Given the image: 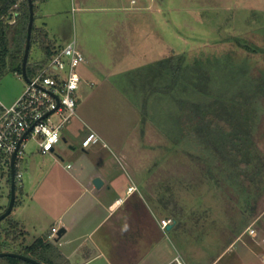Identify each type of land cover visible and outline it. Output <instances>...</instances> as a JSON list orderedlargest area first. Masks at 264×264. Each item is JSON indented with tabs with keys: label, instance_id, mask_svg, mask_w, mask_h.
<instances>
[{
	"label": "rangeland",
	"instance_id": "obj_1",
	"mask_svg": "<svg viewBox=\"0 0 264 264\" xmlns=\"http://www.w3.org/2000/svg\"><path fill=\"white\" fill-rule=\"evenodd\" d=\"M61 30L74 33L66 46L76 40L86 59L77 115L66 127L85 121L101 130L118 168L152 180L159 220H177L172 231L158 230L170 238L166 248L173 253V242L187 264H264V246L245 232L264 239V0H57L58 48ZM172 57L185 77L165 71ZM43 58L35 42L29 62ZM204 72L206 81L189 76ZM16 79L3 78L1 100L18 94ZM78 132L82 141L88 129ZM38 151L39 138L30 137L18 156L19 199L33 162L44 166ZM1 170L0 215L12 193L8 165ZM17 216L0 222V250L11 246L4 252L37 236L29 228L24 242L20 225L12 247L6 231Z\"/></svg>",
	"mask_w": 264,
	"mask_h": 264
},
{
	"label": "crops",
	"instance_id": "obj_2",
	"mask_svg": "<svg viewBox=\"0 0 264 264\" xmlns=\"http://www.w3.org/2000/svg\"><path fill=\"white\" fill-rule=\"evenodd\" d=\"M49 1L36 0L35 22L39 18L43 20L38 28L47 31L57 48V0ZM22 2L20 0L11 10L7 20L9 25L16 23ZM53 18L55 21H52ZM65 32L64 37V30L60 31L62 44L59 48L66 46L74 35L67 34V30ZM9 74L20 82V89L12 100L0 99L4 108L15 105L27 87L22 77L10 70L5 76ZM79 124L72 123L63 129L62 142L65 146L60 143L49 154H42L39 146L38 152L44 157V166L39 167L33 162L27 182L20 187L21 199L17 191L11 215L17 211L18 216L13 221L24 227L28 237H31L29 228L35 230L37 236L33 241L49 235L55 227L60 231L65 230L61 237L58 235L56 241L52 242L60 253L56 264H173L174 257L180 251L171 241L173 253L169 251L165 243L170 238L158 236L159 228L165 233L161 229V221L170 217L158 218L161 201L152 187V180L149 178L145 184L140 178L139 168H127V171L118 168L117 160L105 151L108 148L106 141L111 143L108 136L85 121ZM80 128L88 129L86 137L90 132H95L102 141L96 145L90 144L92 147L84 146L86 137L79 141ZM121 146L118 150L126 159L129 156ZM76 147H81V151ZM250 165L247 163L246 167ZM97 178L104 183L100 189L94 185ZM173 220L177 223V220ZM173 229L175 224L171 231ZM249 229L245 232L251 236V242L257 240L259 246H264V239H257L260 232L255 229L257 236H252Z\"/></svg>",
	"mask_w": 264,
	"mask_h": 264
},
{
	"label": "built area",
	"instance_id": "obj_3",
	"mask_svg": "<svg viewBox=\"0 0 264 264\" xmlns=\"http://www.w3.org/2000/svg\"><path fill=\"white\" fill-rule=\"evenodd\" d=\"M85 61V56L74 40L60 50L38 75L30 78L25 93L15 105L4 108L0 117V172L5 165L11 167L13 154L29 131L18 156L22 154L30 137L39 138L42 154L52 153L62 142L63 129L77 115V93L83 82L79 67ZM49 113L52 114L47 116ZM53 115H57L59 120H54ZM101 141L97 133L90 132L85 143L96 145ZM21 178L22 174L17 173V180ZM174 224L175 221L171 218L163 219L161 229L166 232L167 227ZM59 231L56 227L52 229L49 234L51 242L56 241ZM249 232L252 236H257L255 229H249ZM173 264L186 263L178 253L173 259Z\"/></svg>",
	"mask_w": 264,
	"mask_h": 264
},
{
	"label": "trees",
	"instance_id": "obj_4",
	"mask_svg": "<svg viewBox=\"0 0 264 264\" xmlns=\"http://www.w3.org/2000/svg\"><path fill=\"white\" fill-rule=\"evenodd\" d=\"M19 1L20 0H0V82L8 70L14 72L20 77H22L23 74L22 65H23V59H24L25 48L28 37V25L30 20L28 0H23L21 7L18 9L19 15L17 16L16 23L14 25H9L7 22V20L11 16V10L19 3ZM33 1L35 4L36 0ZM35 18H36V5H35ZM35 42L44 50L45 58H43L40 62H37L35 64H30V62H28L27 72L29 78H33L36 75H38L52 61L55 55H57L61 50L58 47L56 48L52 44L48 36V33L45 29L38 28L34 24L33 33H32V46ZM180 59H182V57H180ZM166 64L168 65H167V70L165 71L167 72L172 71L171 74L178 77L186 76V75H177V74H181L182 72L185 73L184 70L185 68L181 67L180 65L179 67H177V63L174 57H172L171 59H167ZM162 76L165 77L166 75H162ZM189 76L191 79H193L194 82L195 79H204L205 81L208 80V75L205 72L204 74L199 73V75H189ZM3 112H4V107L0 104V117L2 116ZM210 115L212 119L213 116L212 114ZM198 122H200V120L196 118L195 126L198 125ZM17 164H18V160H17ZM9 171L10 172L8 175V182L11 184L12 176H11L10 166H9ZM17 173H18V168H17ZM171 208H172L171 206L166 205L165 211H169ZM10 222H11L10 225L11 229L6 231V238L8 239L7 240L8 242H11L10 245H12L13 247L14 244L16 245L17 241H19L17 240L18 238L16 231L19 232L18 227L21 224L14 222L13 220H10ZM19 233L23 235V239L25 242L28 236L27 232L23 229L20 230ZM8 244L7 246L5 245L6 247L5 246L2 247L0 252H4L5 249H10L11 246H8ZM6 252H9V250H6ZM13 252L28 256L43 264H56V260L60 258V253L54 248L52 242L49 240V235L45 237L37 238L35 241H33V243L27 244L25 248H16L15 251ZM0 264H31V263L12 257H5V258H0Z\"/></svg>",
	"mask_w": 264,
	"mask_h": 264
},
{
	"label": "water",
	"instance_id": "obj_5",
	"mask_svg": "<svg viewBox=\"0 0 264 264\" xmlns=\"http://www.w3.org/2000/svg\"><path fill=\"white\" fill-rule=\"evenodd\" d=\"M29 4V11H30V20H29V25H28V37H27V43H26V48H25V54H24V59H23V65H22V78L26 83H30V78L28 76L27 72V66L31 54V46H32V33H33V28L35 24V4L33 0H28ZM53 113V112H52ZM52 113H49L47 116L51 115ZM30 133V131L28 132ZM28 133L21 139L19 146L15 153L12 156L11 160V176H12V181H11V188H12V193H11V200H10V205L7 209V211L0 215V222L7 219L13 212L15 203H16V195H17V160H18V153L20 151V148L23 144V141L27 137ZM103 181L100 178H97L94 181V185L97 189H100L103 186ZM173 225H169L167 227V231L171 230ZM65 233V230L60 231L59 236L61 237ZM5 257H12L16 259H20L26 262H29L31 264H43L33 258H30L28 256L14 253V252H0V258H5Z\"/></svg>",
	"mask_w": 264,
	"mask_h": 264
}]
</instances>
